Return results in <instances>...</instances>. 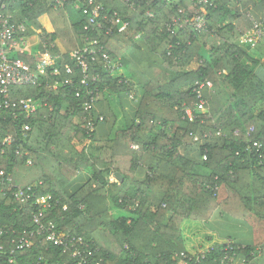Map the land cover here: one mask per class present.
Masks as SVG:
<instances>
[{
	"label": "trees",
	"instance_id": "trees-1",
	"mask_svg": "<svg viewBox=\"0 0 264 264\" xmlns=\"http://www.w3.org/2000/svg\"><path fill=\"white\" fill-rule=\"evenodd\" d=\"M212 1L202 7L208 30L200 31L173 25L174 17L184 22L181 6L191 15L190 0H95L108 14L102 26L84 12L87 0H67L64 7L56 0L13 4L12 21L28 27L16 36L40 38L32 53L13 56L34 68L46 50L53 60L37 85L12 86L15 105L0 109V172H5L0 174V181L5 178L0 264H79L81 259L38 233L37 204L13 194L30 185L36 195H53L55 203L44 210L42 222L81 236L84 244L78 246L88 264H184L183 252L191 255L210 245L205 257L191 264H264V239L246 244L220 238L207 224L221 208L264 227V75L255 71L264 66V36L255 45L240 42L253 27L246 12L264 18V0H252L248 8L242 0L239 7L231 0ZM45 14L53 31L40 21ZM86 46L97 53L96 60L87 55V74L71 55ZM131 79L144 96L134 123L120 125L113 94L131 95ZM206 79L213 86L203 90L202 110L195 88ZM91 90L97 99L87 111ZM30 97L40 106L29 114L22 101ZM189 147L198 150V160L187 156ZM83 170L91 177L68 191ZM23 236L32 243L21 248ZM228 239L233 248L225 250Z\"/></svg>",
	"mask_w": 264,
	"mask_h": 264
},
{
	"label": "built area",
	"instance_id": "built-area-1",
	"mask_svg": "<svg viewBox=\"0 0 264 264\" xmlns=\"http://www.w3.org/2000/svg\"><path fill=\"white\" fill-rule=\"evenodd\" d=\"M17 0H0V92L2 94V99L0 101V109L3 108H10L14 106L15 103H12L10 90L12 86L15 85H37L39 83L40 76L46 73L47 67L52 63L53 56L49 50L42 52V58L38 62L37 67L34 68L31 66L27 61L20 57H14V53H32L35 45L40 41H36L35 43L31 44L28 43V39L31 38L33 35H18L19 32L27 33L28 27L25 24H20L16 26V24L12 21L13 14L10 11V8ZM67 0H56V6L60 5L64 7L65 2ZM167 2H174L176 0H166ZM192 5H194V9L190 12L191 15L187 14V9L185 6H181L179 8V12L186 14L184 22H180L179 18L174 17L173 25L178 26L180 24H188L192 26L195 30H208V18L207 15L202 11V7L206 4L214 5L212 0H190ZM233 3L239 4L241 0H231ZM74 6L77 8L79 4H75ZM237 8V7H235ZM102 6L101 4L95 3V0H87L86 4L84 5V12L90 13V22H96L98 20L99 26H102L104 20L108 18L107 13L101 12ZM252 21L253 27L248 30L244 35L241 36L240 42L242 45L247 44H257L264 36V18H256L251 14L250 11L246 12ZM117 15V12H115ZM128 22H125L122 25V28H126ZM171 25H169L170 28ZM19 31V32H18ZM98 43V41H95ZM37 52H40V49H37ZM88 54H92V59H97V53L94 49L89 48L86 46L83 49H78L73 51L71 55L76 58L77 63L82 67L84 73L87 74L89 70L90 61H88ZM103 57L105 60L110 61V57L108 53H104ZM68 71L72 72L71 66H68ZM59 72L58 69H55L54 74ZM86 82L85 79H83ZM197 87L195 88L197 91V95L200 98L198 101L197 106L205 110L207 100L204 97V88L212 87L213 81L210 79L206 80H198ZM54 87H57V83L54 84ZM94 90L89 92V100L84 102L85 110L90 111L94 103L97 99V96L94 94ZM79 95V93H77ZM24 108L27 112L33 113L36 112L39 108L40 102L34 98H26L22 101ZM187 114L189 117L194 118V112L191 107L187 108ZM104 116H100V120H103ZM95 128V123L92 120L88 121V131H93ZM25 129L29 130L30 126L26 125ZM220 134V132H219ZM12 137L8 136L5 139V142L10 143L12 142ZM258 144L255 143V145ZM134 147L138 148V145L134 144ZM204 158L207 159V155H204ZM30 164L32 163L31 160L28 161ZM2 177H5V172L2 170L0 172ZM5 178L0 181V190L2 187L1 182H4ZM9 179H12L9 177ZM11 181V180H9ZM15 198L20 201L28 202L34 201L37 204L38 212L34 214V221L39 225L38 233L42 232L46 238V240L53 242L55 245H64L66 247L65 252L70 250L73 255L80 256L81 259L79 260V264H88V259H86L83 255L85 251L80 249L78 244L83 245L84 239L76 236H71V234H67L66 232L63 233L57 227V225L53 222H50L49 225H45L42 222V217L44 215V210L50 207H53V203H55V199L51 193H47L44 195H36V192L33 189V186H28L26 189L18 187L17 190L13 192ZM4 229H0V236L3 234ZM32 235H34V231H32ZM19 247L23 248L28 246L32 243V239L30 237L23 236L20 239ZM233 241L228 240L225 243L224 249L233 248L232 246ZM212 249V245L206 248H203L200 251H196L191 255H187L185 252L182 253V256L185 257L184 264H191L193 261L198 262L201 257H205V251ZM90 252V251H88ZM47 264V263H45ZM242 264H245L242 262Z\"/></svg>",
	"mask_w": 264,
	"mask_h": 264
},
{
	"label": "crops",
	"instance_id": "crops-1",
	"mask_svg": "<svg viewBox=\"0 0 264 264\" xmlns=\"http://www.w3.org/2000/svg\"><path fill=\"white\" fill-rule=\"evenodd\" d=\"M241 5L243 8L253 6L252 0H242ZM51 31L54 28H50ZM255 71L258 75H264V66L258 65L255 67ZM133 82L132 93H121L116 103L113 102L115 110L118 113L120 125L131 126L137 118V111L140 106V102L144 96V89L136 80L131 79ZM137 92V93H135ZM187 156L198 160L199 152L196 148L189 147L187 149ZM91 177L89 170L81 171L74 181L68 185V191L71 192L78 188L82 183L86 182ZM78 180H80L78 182ZM222 190V189H221ZM222 195H225V191H221ZM208 227L214 231L220 238H233L234 240L246 244L259 243L264 239V227L259 226L256 223H251L249 220L238 219L227 212H224L221 208L216 209L211 219L208 221Z\"/></svg>",
	"mask_w": 264,
	"mask_h": 264
},
{
	"label": "rangeland",
	"instance_id": "rangeland-1",
	"mask_svg": "<svg viewBox=\"0 0 264 264\" xmlns=\"http://www.w3.org/2000/svg\"><path fill=\"white\" fill-rule=\"evenodd\" d=\"M71 17V18H70ZM69 19L72 21V20H74V19H76V16L73 14H70V16H69ZM40 21H41V23H42V25L43 26H45L46 28H47V30H49V31H51V29L50 28H55L54 27V23H53V21H52V19H51V16L49 15V14H45V15H43L41 18H40ZM39 36L38 35H33L31 38H29L28 39V43H30V45L31 44H33V43H35L36 41H39ZM252 52H255V49L253 48L252 49ZM256 53V52H255ZM198 64L197 63H195V66H197ZM130 82H131V86L133 87V82L130 80ZM135 93H137V92H135ZM113 98H114V100H118L119 99V96H117L116 94H113ZM116 103H117V101H116ZM80 180H78V182H79ZM70 191V190H69ZM251 223L253 222V221H251V220H249ZM229 240V239H228ZM227 240V241H228ZM211 246V245H210ZM201 247V246H200ZM199 247V248H200ZM207 247H209V246H207ZM240 264H242V262H240Z\"/></svg>",
	"mask_w": 264,
	"mask_h": 264
},
{
	"label": "water",
	"instance_id": "water-1",
	"mask_svg": "<svg viewBox=\"0 0 264 264\" xmlns=\"http://www.w3.org/2000/svg\"><path fill=\"white\" fill-rule=\"evenodd\" d=\"M117 174H118V175H121V173H120V172H118Z\"/></svg>",
	"mask_w": 264,
	"mask_h": 264
}]
</instances>
